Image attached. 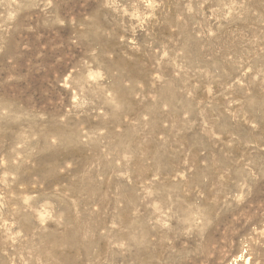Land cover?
<instances>
[{
  "label": "rangeland",
  "instance_id": "rangeland-1",
  "mask_svg": "<svg viewBox=\"0 0 264 264\" xmlns=\"http://www.w3.org/2000/svg\"><path fill=\"white\" fill-rule=\"evenodd\" d=\"M0 264H264V0H0Z\"/></svg>",
  "mask_w": 264,
  "mask_h": 264
},
{
  "label": "bare ground",
  "instance_id": "bare-ground-1",
  "mask_svg": "<svg viewBox=\"0 0 264 264\" xmlns=\"http://www.w3.org/2000/svg\"><path fill=\"white\" fill-rule=\"evenodd\" d=\"M3 124V123H2ZM53 126V125H52ZM75 133V132H74ZM59 134H60V132H59ZM73 134V133H72ZM77 137V136H76ZM46 144H47V142H46Z\"/></svg>",
  "mask_w": 264,
  "mask_h": 264
}]
</instances>
